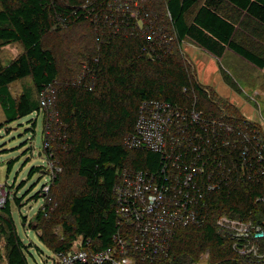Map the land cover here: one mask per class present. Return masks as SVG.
Listing matches in <instances>:
<instances>
[{
    "label": "trees",
    "instance_id": "trees-1",
    "mask_svg": "<svg viewBox=\"0 0 264 264\" xmlns=\"http://www.w3.org/2000/svg\"><path fill=\"white\" fill-rule=\"evenodd\" d=\"M106 2L0 0V45L19 42L23 47V51L9 62L4 64L0 59V106L5 118L13 121L38 111L40 107L39 100L29 89H23L17 98L12 96L8 89L10 82L29 76L37 93L53 87L52 111L60 124L58 138L64 151L60 165L70 169L71 174L83 183L81 189L67 193L62 199L72 221L61 222L66 238L57 241L40 234L42 241L55 253L65 252L77 236H81L84 243L90 239L93 249L110 247L112 236L120 228L112 194L118 168L160 169L161 153L124 145L125 139L134 132L142 100L162 98L173 104L189 106L195 94L196 107L206 114L217 116L221 109L231 108V113L241 116L237 108L201 87L190 63L173 50L174 41L170 44V52L154 42L151 57L147 56L150 45L127 13L123 22L120 21V27H105L101 32L94 30L92 20L95 15L104 24ZM164 3L165 14L158 10L157 0L154 4L157 10L147 3L140 9L149 12L154 27L168 22L177 42L189 39L217 57L230 49L254 66L264 68V47L235 38L236 20L242 14L248 21L255 22L253 32L264 44V0H164ZM83 23L90 29H87L89 33L78 30L77 34L75 29L77 26L83 28ZM115 28L117 32L113 31ZM50 32L52 35L45 42L44 38ZM86 33L87 36L82 35ZM74 36L77 41L71 43L69 38ZM61 51L64 52L60 54ZM86 61H91L94 76L91 89L90 70L87 78L77 83ZM226 81L238 89L234 83ZM2 152L0 148V155ZM37 170L38 167L31 172ZM58 178L55 177L53 182ZM1 186L0 183V192ZM226 188L229 191H220L213 204L223 202L243 216L251 213L254 220L264 221L262 174L246 183L235 182ZM41 190L35 197L40 196ZM16 202L19 203L17 198ZM9 206L6 193L0 205L3 213H0V231L5 241L6 264H30L26 256L29 245H25L19 236ZM55 208L46 202L36 218L45 219L44 215L51 218L59 206ZM207 218L202 225L178 229L172 240V251L193 252L222 246L225 242L210 222L212 215L209 213ZM33 225L31 222L30 227L34 228ZM222 263L236 264L229 258Z\"/></svg>",
    "mask_w": 264,
    "mask_h": 264
},
{
    "label": "built area",
    "instance_id": "built-area-1",
    "mask_svg": "<svg viewBox=\"0 0 264 264\" xmlns=\"http://www.w3.org/2000/svg\"><path fill=\"white\" fill-rule=\"evenodd\" d=\"M145 3L146 0H107L109 14L104 12V24L99 16H94V30L117 27L127 13L150 45L147 56L151 57L154 42L170 52L175 35L168 22L160 29L154 27L149 12L140 9ZM98 36L100 33L96 34L97 42ZM90 62L84 63L77 83L87 78L90 70L91 89L94 76ZM199 84L209 93L207 85ZM246 95L256 103L253 96ZM49 102L40 99L39 108ZM254 107L258 110L255 104ZM217 116L197 108L195 94L189 106L162 98L142 100L134 132L124 145L161 153L160 169L118 168L112 194L120 228L112 236V245L93 249L90 239L84 243L77 236L65 252L55 253L52 264H169L175 232L202 225L209 213L216 231L223 239H230L233 248L241 243L239 250L243 247L244 254L253 241H264V221L254 220L251 213L243 216L223 202H212L220 191L228 190V185L246 183L255 175L264 176V140L246 114L236 116L221 109ZM43 190L48 193L49 185Z\"/></svg>",
    "mask_w": 264,
    "mask_h": 264
},
{
    "label": "rangeland",
    "instance_id": "rangeland-1",
    "mask_svg": "<svg viewBox=\"0 0 264 264\" xmlns=\"http://www.w3.org/2000/svg\"><path fill=\"white\" fill-rule=\"evenodd\" d=\"M154 2L156 3V0H146V3L152 9L157 10ZM157 6L160 13H166L164 0H157ZM236 23V39L248 42L251 45L258 43L262 48L264 47L258 34L253 32L255 26L253 20L248 21L240 14ZM85 24L87 23L85 22ZM157 28L160 29V26ZM87 29L86 25L83 28L77 26L75 31L79 34L78 30L81 32L90 30ZM51 30L53 32L54 27ZM52 32L44 38L45 42L51 37ZM88 33L82 35L87 36ZM69 41L75 43L77 37H70ZM173 50L175 53L177 52L181 59L190 63L195 78L198 77L203 83L209 81L212 76V69L207 67L201 70L203 68L200 61L202 53L195 43L189 39H184L181 42L174 39ZM22 51L23 47L19 42L1 44L0 59L5 64L17 57ZM63 52L61 51L60 54ZM220 63L227 69V73L219 70L222 78L225 81L226 79L231 81L239 90L254 97L256 103L252 102L258 107V110L254 109L255 117L252 118L248 115L247 117L260 130L259 136L264 140V68L254 66L229 50ZM235 80L242 85L236 83ZM238 84L243 86V89H240ZM209 88V92L216 93L211 86ZM8 89L15 98L21 94L23 89H29L34 93L33 95L37 100L45 98L50 101L45 107L39 108L38 111L13 121L6 120L0 106V148L3 151L0 155V183L2 184L0 201H4V196L7 193L10 212L17 232L25 245H29L28 251L26 250L28 262L30 264H52L56 261L55 252L42 241L40 236L44 235L47 239L57 241L66 238L65 229L61 222L67 220L68 223H71L72 221L62 199L67 193L81 189L83 183L79 177L71 174L70 169H64L60 165L64 151L62 152V146L58 138L60 124L56 122L55 114L52 111L53 87L48 88L45 94L40 96V93L35 91L31 78L27 76L10 82ZM215 95L213 96L216 97ZM225 111L231 113L232 109ZM36 167H38V170L31 172V169ZM55 177L59 178L53 182ZM47 184L50 185L49 193L45 195L43 194L45 191L41 189ZM40 190V196L35 197V194ZM16 198L19 203L16 202ZM46 202L50 203L53 209L58 206L59 208L54 211L51 218L44 215L45 219L42 217L39 220L36 218V214ZM0 213L3 214L1 210ZM31 222L34 223V228L30 227ZM224 242L222 246L213 249H196L193 252L172 251L169 264H223L222 261L226 258L235 261L236 264L264 263V241H253L252 246L247 247L248 251L245 254L243 253V247L239 250L241 243H239L238 248H233L230 239L225 238ZM230 250L231 252H226ZM0 264H6L4 238L0 240Z\"/></svg>",
    "mask_w": 264,
    "mask_h": 264
},
{
    "label": "crops",
    "instance_id": "crops-1",
    "mask_svg": "<svg viewBox=\"0 0 264 264\" xmlns=\"http://www.w3.org/2000/svg\"><path fill=\"white\" fill-rule=\"evenodd\" d=\"M199 49L201 50V53H202V57L200 58V61L202 63L203 68L201 70L209 67L210 69H212L211 70L212 76L209 78L210 82L206 81L207 84L203 83V81L201 79H199L198 77L196 78L197 81H199L200 83H203L205 85L211 86L215 90V92H216L215 94L218 98H220V99L226 101L227 103L231 104L232 106L237 108L238 111H240L241 113L246 114L248 116H251L252 118L255 117V113H254L255 107H254V103L252 102L250 97L248 98V96L245 95L246 93L245 94L242 93L241 90L232 86V84L228 83V81H225V79L222 78L221 72L219 71V70H221L223 73L224 72L227 73V69L220 62H221V59L224 57V55L227 53V51L228 50L231 51V50L226 49L220 57H217V56L203 50L200 47H199ZM231 52H233V51H231ZM228 74L230 75V73H228ZM235 82L241 84L237 80H235ZM240 89H243V86H240Z\"/></svg>",
    "mask_w": 264,
    "mask_h": 264
},
{
    "label": "clouds",
    "instance_id": "clouds-1",
    "mask_svg": "<svg viewBox=\"0 0 264 264\" xmlns=\"http://www.w3.org/2000/svg\"><path fill=\"white\" fill-rule=\"evenodd\" d=\"M175 38H176V37H175ZM196 80H197V79H196ZM197 82H199V81H197ZM207 86L210 87L209 85H207ZM241 92L245 94L244 91H241ZM245 95H246V94H245ZM249 95H250V94H249ZM248 98H249V96H248ZM1 185H2V184H1ZM49 187H50V185H49ZM42 190H43V188H42ZM48 193H49V192H48ZM48 193H45V192H44L43 194L46 195V194H48ZM4 197H5V196H4ZM0 200H1V197H0ZM3 202H4V201H3ZM3 202L0 201V205H1ZM0 232H1V231H0ZM1 235H2V233H1ZM2 237H3V235H2ZM2 239H3V238H2Z\"/></svg>",
    "mask_w": 264,
    "mask_h": 264
}]
</instances>
